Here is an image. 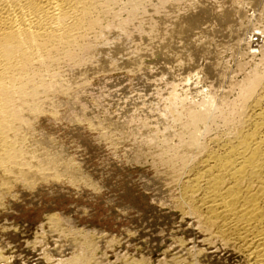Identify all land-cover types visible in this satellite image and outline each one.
I'll return each mask as SVG.
<instances>
[{"label": "bare ground", "instance_id": "bare-ground-1", "mask_svg": "<svg viewBox=\"0 0 264 264\" xmlns=\"http://www.w3.org/2000/svg\"><path fill=\"white\" fill-rule=\"evenodd\" d=\"M115 2L0 0V201L16 181L32 185L62 173L82 178L70 157L31 126L38 113L53 112L58 104L55 92L61 90L62 74L55 69L62 61L80 79L155 51H171L192 69L204 58L209 61L204 73L211 80L210 94L191 102L171 82L165 104L158 90V128L150 132L143 122L138 131L146 136L143 146L154 164L163 168L160 181L179 188L177 205L198 218L207 241L231 247L245 264H264V62L250 71L239 62L237 72L243 77L237 79L221 69L212 46L225 41L238 51L247 44L264 59V24L253 30L251 24L230 28L233 9L218 13L204 1L182 14L185 8L178 0H130L128 18L113 13L104 26ZM252 5L264 23V0H252ZM210 19L215 27L206 30L207 40L190 43ZM82 106H72L78 117L94 115ZM51 222L65 226L55 215ZM94 238L76 234L81 248L70 264H98Z\"/></svg>", "mask_w": 264, "mask_h": 264}, {"label": "rangeland", "instance_id": "rangeland-1", "mask_svg": "<svg viewBox=\"0 0 264 264\" xmlns=\"http://www.w3.org/2000/svg\"><path fill=\"white\" fill-rule=\"evenodd\" d=\"M116 1L103 19L104 26L111 23L113 13L128 18L130 0ZM203 1L218 8V13L233 9L230 28L251 24L253 30L264 24L257 19L252 0H230L227 4L222 0H178L177 5L185 8V14ZM213 20L205 22L190 43L206 41V32L215 27ZM223 42L212 44L218 63L221 69L234 72L237 79L243 77L237 72L239 62L248 71L264 62L247 44L235 51ZM126 47L130 48L131 42ZM197 61L192 69L171 51H155L80 79H74L62 61L64 67L61 63L55 69L64 74L59 76L61 90L55 92L58 104L53 112L38 113L31 126L70 157L82 178L62 173L32 185L21 181L11 185L0 201V264H70L80 252L78 233L95 237L98 264H136L138 260L137 264H245L231 247L220 241L209 243L198 218L180 209L176 203L179 188L160 181L158 173L163 168L154 164L151 152L143 146L146 136L138 131L143 122L150 132L158 128V90L165 104L171 82L191 102L210 94L211 80L204 73L209 61ZM75 103H82L94 115L78 117L72 108ZM53 215L64 220L65 226L52 224Z\"/></svg>", "mask_w": 264, "mask_h": 264}]
</instances>
